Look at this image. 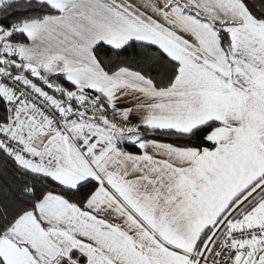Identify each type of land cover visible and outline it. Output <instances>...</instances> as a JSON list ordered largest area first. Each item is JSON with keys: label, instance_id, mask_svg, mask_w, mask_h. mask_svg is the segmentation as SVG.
<instances>
[{"label": "snow or ice", "instance_id": "snow-or-ice-1", "mask_svg": "<svg viewBox=\"0 0 264 264\" xmlns=\"http://www.w3.org/2000/svg\"><path fill=\"white\" fill-rule=\"evenodd\" d=\"M0 264H264V0H0Z\"/></svg>", "mask_w": 264, "mask_h": 264}]
</instances>
